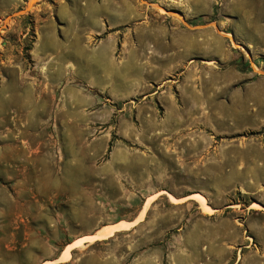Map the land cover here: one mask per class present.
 <instances>
[{"label":"rangeland","instance_id":"obj_1","mask_svg":"<svg viewBox=\"0 0 264 264\" xmlns=\"http://www.w3.org/2000/svg\"><path fill=\"white\" fill-rule=\"evenodd\" d=\"M45 262L264 264V0H0V264Z\"/></svg>","mask_w":264,"mask_h":264},{"label":"bare ground","instance_id":"obj_2","mask_svg":"<svg viewBox=\"0 0 264 264\" xmlns=\"http://www.w3.org/2000/svg\"><path fill=\"white\" fill-rule=\"evenodd\" d=\"M229 37V36H228ZM194 196L195 199L201 203L202 205H205V198L200 195V194H194L191 195L190 197ZM207 207V206H206ZM208 208H206L207 210ZM136 222L135 221H131V222H126V221H120L114 225H109V226H105L102 227L98 230L97 234L95 235H90L87 237H83V238H96V239H106L111 237L117 230H122V229H126L129 225L134 224ZM80 240V239H79ZM79 240H75L72 243L68 244L64 251L60 254V256L58 257V259L60 260H67L70 257V248H72L74 246V244H76L77 242H79ZM55 260V262H57V260ZM49 262H45L43 264H48Z\"/></svg>","mask_w":264,"mask_h":264},{"label":"crops","instance_id":"obj_3","mask_svg":"<svg viewBox=\"0 0 264 264\" xmlns=\"http://www.w3.org/2000/svg\"><path fill=\"white\" fill-rule=\"evenodd\" d=\"M58 261L64 262V261H62V260H60V259H59ZM65 261H66V260H65Z\"/></svg>","mask_w":264,"mask_h":264}]
</instances>
